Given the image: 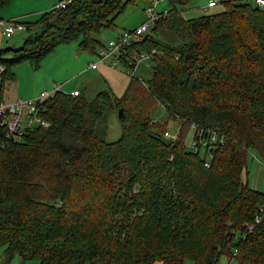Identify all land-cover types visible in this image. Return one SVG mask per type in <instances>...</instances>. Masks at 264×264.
Masks as SVG:
<instances>
[{"label":"trees","instance_id":"trees-1","mask_svg":"<svg viewBox=\"0 0 264 264\" xmlns=\"http://www.w3.org/2000/svg\"><path fill=\"white\" fill-rule=\"evenodd\" d=\"M12 1L0 0V11ZM136 1L71 0L23 21L42 29L8 49L12 59L0 51L3 87L12 65H39L74 39L98 54L107 45L94 35ZM165 1L170 17L120 56L134 69L133 52L152 54L149 79L132 74L122 96L103 90L88 99L57 89L42 102L50 125L21 140L0 126V246L8 258L264 264V192L243 179L251 152L264 162V8L219 0L223 11L187 20L183 12L195 0ZM121 108L122 134L108 141L99 127ZM172 122L183 129L175 142L165 137ZM192 129L193 138L206 142L214 133L219 143L191 150Z\"/></svg>","mask_w":264,"mask_h":264},{"label":"rangeland","instance_id":"rangeland-1","mask_svg":"<svg viewBox=\"0 0 264 264\" xmlns=\"http://www.w3.org/2000/svg\"><path fill=\"white\" fill-rule=\"evenodd\" d=\"M214 0H195L190 7L183 12L185 19H198L203 15L215 14L224 10V4L219 3L214 9L206 10L205 7ZM228 1V0H223ZM40 2H55V0H13L12 3L0 11V16L5 20H10L19 15L23 21L34 22L41 13L46 10H40ZM59 1L57 4L62 3ZM149 5H155L157 11L164 9L171 10L172 6L165 0H160L158 4L154 0H137L135 3H130L125 10L119 14L115 20L114 27L102 28L94 35L102 44L108 45L109 41L117 38L125 29L132 30L136 25L145 20V10ZM164 21V20H163ZM161 22V21H160ZM159 24V23H158ZM157 24V25H158ZM155 25H153L154 27ZM3 30V27L0 26ZM42 29L41 24H34L30 29L17 31L12 36L7 37L0 30V51H5L3 57L12 59L14 53L6 52L8 49H18L26 41L28 37L35 35ZM100 46V45H99ZM112 58H108L111 62ZM146 60V59H145ZM90 61H98L97 54L89 51L80 45L79 39H74L69 43H64L45 56L39 65L31 61H23L11 66L10 70L14 74L13 77L7 78L5 82V96L6 99L13 100L17 97L22 98H36L42 92H55V87L61 85L59 88L65 92L73 91L76 88H82L83 94L88 98H94L100 91L112 90L114 94L122 96L133 78L132 69L122 61L118 62L117 68L108 67L107 65H99L96 71H89L84 75H80L90 65ZM152 61H138L135 67V76H140L147 80L152 76ZM104 71L105 74H102ZM68 83V84H67ZM154 116L157 121L162 122L166 117L164 107L158 106ZM171 128L167 130L173 135L179 137L181 131V124L171 123ZM196 129H192L187 140V145L190 148L194 143L193 135ZM99 131L104 134L108 141L117 140L122 134V123L119 112L113 110L109 112L108 118L103 122ZM244 181L248 179L253 188L261 189L264 192V162L259 155L251 152L248 161V170L243 175ZM264 210V207H263ZM110 234L117 235V230L111 228L108 231ZM6 245L0 246V264H40L38 258L23 259L18 253L12 258H8L5 252ZM228 263L227 258L221 261L220 264ZM154 264H162L161 260L155 261ZM186 264H193L191 260H187ZM237 264V263H233Z\"/></svg>","mask_w":264,"mask_h":264},{"label":"built area","instance_id":"built-area-1","mask_svg":"<svg viewBox=\"0 0 264 264\" xmlns=\"http://www.w3.org/2000/svg\"><path fill=\"white\" fill-rule=\"evenodd\" d=\"M71 0H64L62 3L55 5L56 8H61L66 6V3ZM156 4L159 3L160 0H154ZM254 3V6H258L260 8H264V0H251ZM208 6L210 9H214L219 5V0H214ZM157 7L155 5H149L145 10V20L142 21L137 27L132 30L125 29L120 34H118L117 38L109 41L108 45L99 51L97 54L98 61H92L90 63V67L96 69L99 65H107L112 68H117L118 62L121 60V54H125L123 49L125 46L130 45L133 41H137L141 38V36L148 32L153 25H157L160 21L170 17L169 9H164L162 11H157ZM0 26L3 27L2 33L7 37L12 36L17 31L25 30L27 28L26 24L23 22L22 17H15L10 20H5L0 18ZM152 54L147 52L135 53L133 52L129 59V64H135L139 61H146L151 59ZM108 58H112L111 62L108 61ZM146 59V60H145ZM5 67L0 65V126L6 128L8 135L13 139L21 140L23 136L32 130L35 127H48L50 125V121L42 115L43 105L42 102L50 97L52 93L42 92L36 98H16L13 100L6 99L5 96V87L2 85L3 71ZM129 73L134 74L135 68L132 69V72ZM82 93V89L76 88L71 94L79 95ZM165 137L170 138L173 142L177 141L179 137L173 135L170 131H165ZM199 138V139H198ZM200 135H195V141L191 145V150L193 149L195 152L199 151V145L202 143V147L205 149L209 145H216L219 143L217 137L214 133L212 136H209V139L206 142L201 141ZM206 167H210V162H207ZM257 222L260 224V220L257 219ZM253 230V226L250 227L249 231ZM236 257V253L234 255ZM234 259L229 260V264H233Z\"/></svg>","mask_w":264,"mask_h":264},{"label":"crops","instance_id":"crops-1","mask_svg":"<svg viewBox=\"0 0 264 264\" xmlns=\"http://www.w3.org/2000/svg\"><path fill=\"white\" fill-rule=\"evenodd\" d=\"M210 1V0H209ZM40 7H41V9L40 10H43L44 9V7H46V10L47 9H51L52 7H54L55 5H56V2H40ZM42 14V13H41ZM21 16H25V15H19V16H17V17H20L21 18ZM15 18V17H14ZM136 26H138V24L136 25ZM2 27V26H1ZM1 30V29H0ZM2 31V30H1ZM92 61H90V63H91ZM109 67V66H108ZM99 69V67L98 68H96V69H93V68H91L90 67V65H89V67L87 68V69H85L83 72H81L80 73V75H84V74H86L87 72H89V71H96V70H98ZM102 74H105L104 73V71L102 72ZM68 84V83H67ZM61 85H58L57 87H55L54 89H55V91L57 90V89H60L59 87H60ZM80 89H82V88H80ZM83 90V89H82ZM72 92V91H71ZM52 93V92H51ZM54 93V92H53ZM17 98H19V97H17ZM16 99V98H15ZM247 181H249V183H251V181L248 179ZM261 189H259L258 191H260ZM262 192V191H261ZM227 261H228V263H225V264H229V260L227 259Z\"/></svg>","mask_w":264,"mask_h":264},{"label":"water","instance_id":"water-1","mask_svg":"<svg viewBox=\"0 0 264 264\" xmlns=\"http://www.w3.org/2000/svg\"><path fill=\"white\" fill-rule=\"evenodd\" d=\"M258 8V7H257ZM259 9V8H258ZM122 115H123V109L121 108L120 110H119V116L120 117H122Z\"/></svg>","mask_w":264,"mask_h":264},{"label":"clouds","instance_id":"clouds-1","mask_svg":"<svg viewBox=\"0 0 264 264\" xmlns=\"http://www.w3.org/2000/svg\"><path fill=\"white\" fill-rule=\"evenodd\" d=\"M135 74V73H134ZM83 91V90H82ZM53 94V93H52ZM233 263H235V262H233Z\"/></svg>","mask_w":264,"mask_h":264}]
</instances>
